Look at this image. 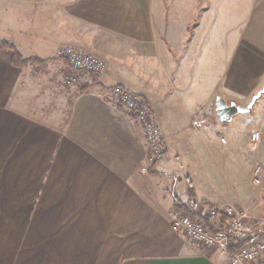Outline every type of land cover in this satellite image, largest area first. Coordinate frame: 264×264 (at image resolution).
<instances>
[{
	"label": "crops",
	"instance_id": "obj_1",
	"mask_svg": "<svg viewBox=\"0 0 264 264\" xmlns=\"http://www.w3.org/2000/svg\"><path fill=\"white\" fill-rule=\"evenodd\" d=\"M0 42L35 60L15 65L0 47V264H227L173 231L170 213L175 195L202 201L199 215L262 211L251 175L264 169V93L238 123L219 124L215 104L248 106L264 90V0H0ZM68 47L96 55L105 74L74 72L58 57ZM117 86L150 106L166 147L156 166L134 118L106 98ZM195 138L232 166L219 197L195 199L214 169L186 168L197 152L175 149ZM228 219L219 213L214 233Z\"/></svg>",
	"mask_w": 264,
	"mask_h": 264
},
{
	"label": "built area",
	"instance_id": "obj_2",
	"mask_svg": "<svg viewBox=\"0 0 264 264\" xmlns=\"http://www.w3.org/2000/svg\"><path fill=\"white\" fill-rule=\"evenodd\" d=\"M58 57L68 61L74 72L83 73L85 76L94 75L101 77L106 72L105 63L92 53H87L74 48H63L59 51ZM65 84L74 86L77 84L75 76H68ZM107 100L117 105L134 118L142 130L148 146L149 159L152 162L161 161L166 155V147L163 143L162 132L155 120L148 102L140 94L135 93L126 87L117 86L107 92ZM252 144L261 142V133L252 131L250 134ZM225 144L226 139L221 138ZM142 172L148 174V168ZM252 184L261 191V208L259 215H254L247 210H240L234 206H226L221 210H210L201 213L203 220L193 221L182 216L176 211L170 213L171 226L173 231L182 234L194 244L218 250L228 259V264H253L264 254V169L257 165L253 169ZM200 213V205L194 203L191 208ZM219 213L229 216L224 229L219 233H212L216 228V220ZM205 223L208 225L206 226ZM235 247L240 245L236 253L229 251V244Z\"/></svg>",
	"mask_w": 264,
	"mask_h": 264
},
{
	"label": "rangeland",
	"instance_id": "obj_3",
	"mask_svg": "<svg viewBox=\"0 0 264 264\" xmlns=\"http://www.w3.org/2000/svg\"><path fill=\"white\" fill-rule=\"evenodd\" d=\"M222 18L224 20H228L229 21V17H228V15L225 12H223ZM231 20H233V19H231ZM228 30H230L229 26H228ZM71 76H75L76 79H77L76 74H72ZM66 80H67V78H66ZM66 80H65V82H66ZM69 87L71 88L72 86H69ZM241 116L242 115L237 116L234 119V121L238 123L239 120H240V118H241ZM215 120H216V118H215ZM237 123H235V124H237ZM239 127H240L239 128V135H241L242 133H244L246 131L247 128L243 124L240 125ZM203 145H204V143H203V140L201 138H195V139H190V140H188V139H185V140L179 139V140H177V143H176V146H175V149L177 151L178 150H181L182 151V150H185V149H189L190 151L195 150L194 153L197 152L195 155H192L191 157L183 155L184 156L183 158H185V160H183V161H184V165L186 166V168L187 167L188 168H191V166L196 168V166L201 165L203 167L205 166L206 168L209 166L210 168L214 169V173H213V178H214V181L213 182L214 183H212L213 186L208 185L205 182L200 183L202 185L199 186V187H197V189H195V199L199 198L198 196L201 195L200 194V190H202L204 193H211L212 195L214 194L216 197H219L222 194V191L221 190H222V188L224 186L223 183L226 182V177L224 175L225 168H228L229 167L228 170H232V166H231V164L228 163V161L223 160L222 158H220V159L217 158L218 160H216L214 158V156H212V155L205 156L204 155V152L201 151L203 149ZM211 156L214 158V160H213V158ZM194 159H195V162H197V163H194L193 164V160ZM169 160L172 161V158L170 157ZM257 165H260V164H256L254 166V168ZM174 167L176 168V175L178 176L179 180L182 182L181 191H183V189H184V191L186 189L188 190V184H187L186 176L185 175L189 174L190 171L187 170V172H185V170H183L182 164L181 163L179 164L178 162L174 163ZM210 168H208V169L211 170ZM228 170H227L226 176L228 175ZM194 172L195 171H191V173H194ZM208 172H210V171H208ZM195 173H197V172H195ZM199 173L202 174V172H199ZM252 173H253V170H252ZM251 180H252V175H251ZM240 181L241 182L245 181V183H247V181H246V179H245L244 176H242V178H241ZM190 194L193 195L194 194V191L193 190L190 191ZM191 198H194V196H192ZM194 202H196L197 204H199L200 205V210H202V201L198 203L197 200H195ZM234 207H236V206H234ZM224 257H225V259L227 261V264H228L229 261H228L227 257L226 256H224ZM261 261H264V254H263V256L261 258H259L258 261H256L253 264H258Z\"/></svg>",
	"mask_w": 264,
	"mask_h": 264
},
{
	"label": "trees",
	"instance_id": "obj_4",
	"mask_svg": "<svg viewBox=\"0 0 264 264\" xmlns=\"http://www.w3.org/2000/svg\"><path fill=\"white\" fill-rule=\"evenodd\" d=\"M0 47L8 48V49L12 50V52H13V63L15 65L20 64V66L24 67L28 63L35 61L32 59H23V57L17 52V50L13 49V46L8 44V43L0 42ZM158 163H159V161L154 162L153 166H156ZM152 168H154V167H152ZM152 168L149 171L152 174L153 173L157 174V172L152 171ZM160 175H162V174L160 173ZM188 190H189V192L193 190V188L190 186V183L188 184ZM174 208H175V211L177 213L181 214L182 216L188 217L193 221L203 220L202 217L199 214H197L195 211H193L189 206L184 205L176 195L174 197ZM222 214H224V213H222ZM205 225L208 226L206 223H205ZM211 232L214 233L213 231H211ZM261 239L264 240V237H261ZM239 248H240V245L235 247L232 243L229 244V251L231 253H236ZM258 264H264V261H261Z\"/></svg>",
	"mask_w": 264,
	"mask_h": 264
},
{
	"label": "water",
	"instance_id": "obj_5",
	"mask_svg": "<svg viewBox=\"0 0 264 264\" xmlns=\"http://www.w3.org/2000/svg\"><path fill=\"white\" fill-rule=\"evenodd\" d=\"M263 93L264 90L258 93L248 106H241L235 102H228L221 96H218L215 104L217 122L221 125H228L231 124L237 116L250 114Z\"/></svg>",
	"mask_w": 264,
	"mask_h": 264
}]
</instances>
